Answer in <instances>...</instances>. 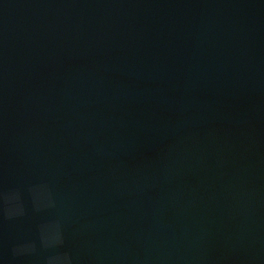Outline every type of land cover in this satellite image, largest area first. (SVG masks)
<instances>
[{
  "label": "water",
  "instance_id": "water-1",
  "mask_svg": "<svg viewBox=\"0 0 264 264\" xmlns=\"http://www.w3.org/2000/svg\"><path fill=\"white\" fill-rule=\"evenodd\" d=\"M0 264H264V0H0Z\"/></svg>",
  "mask_w": 264,
  "mask_h": 264
}]
</instances>
